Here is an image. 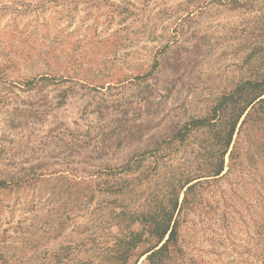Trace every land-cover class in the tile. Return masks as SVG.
Instances as JSON below:
<instances>
[{
    "label": "rangeland",
    "instance_id": "374dc122",
    "mask_svg": "<svg viewBox=\"0 0 264 264\" xmlns=\"http://www.w3.org/2000/svg\"><path fill=\"white\" fill-rule=\"evenodd\" d=\"M263 72L264 0H0V264H264V121L163 248L134 236L199 164L184 127Z\"/></svg>",
    "mask_w": 264,
    "mask_h": 264
},
{
    "label": "trees",
    "instance_id": "16d2710c",
    "mask_svg": "<svg viewBox=\"0 0 264 264\" xmlns=\"http://www.w3.org/2000/svg\"><path fill=\"white\" fill-rule=\"evenodd\" d=\"M243 126L248 121H264V72L255 79H248L228 95L223 96L208 114L203 118L190 121L184 128L190 130L206 129L207 136L204 141L197 145L195 161L199 163L196 168L189 171L185 177L179 176L172 183L168 193L167 211L163 208H150L142 214L141 222L150 223V228L145 231L134 233L136 243L140 242L142 233H148L160 244L166 235L163 248L175 235V224L173 216L178 209L179 194L185 189L183 202L187 201V195L202 185L209 186L233 172V150L229 153V164L225 165V157L235 135L236 127L242 119ZM241 126V127H242ZM181 131L174 135L171 140L165 139L162 144L170 145L173 141H183ZM227 169V170H226ZM226 170V171H225ZM225 172V173H224ZM224 173V174H223ZM180 209V208H179ZM144 230V231H143ZM157 246H154V248ZM152 248V249H154ZM160 248V249H161ZM159 249V250H160ZM157 253L153 251L151 255ZM151 255L148 259H151Z\"/></svg>",
    "mask_w": 264,
    "mask_h": 264
}]
</instances>
